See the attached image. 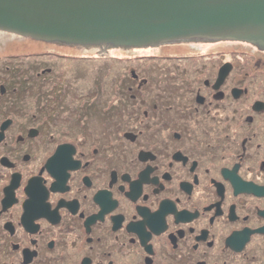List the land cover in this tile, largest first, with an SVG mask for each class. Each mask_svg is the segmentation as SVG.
Segmentation results:
<instances>
[{
  "label": "flooded vegetation",
  "instance_id": "flooded-vegetation-1",
  "mask_svg": "<svg viewBox=\"0 0 264 264\" xmlns=\"http://www.w3.org/2000/svg\"><path fill=\"white\" fill-rule=\"evenodd\" d=\"M245 43L119 73L88 55L73 78L1 52L0 264H264V51Z\"/></svg>",
  "mask_w": 264,
  "mask_h": 264
},
{
  "label": "water",
  "instance_id": "water-1",
  "mask_svg": "<svg viewBox=\"0 0 264 264\" xmlns=\"http://www.w3.org/2000/svg\"><path fill=\"white\" fill-rule=\"evenodd\" d=\"M0 30L85 46L236 40L264 51V0H0Z\"/></svg>",
  "mask_w": 264,
  "mask_h": 264
},
{
  "label": "rangeland",
  "instance_id": "rangeland-1",
  "mask_svg": "<svg viewBox=\"0 0 264 264\" xmlns=\"http://www.w3.org/2000/svg\"><path fill=\"white\" fill-rule=\"evenodd\" d=\"M247 43L243 41L236 40H220L214 42L207 41H196V42H185L179 41L174 43L161 44L156 46H145V47H133V48H124V47H111L107 45H79V44H68L58 41H47L35 39L32 37H16L15 34L10 32L0 30V53L4 52L7 54L10 53H19L23 54L21 56L29 55V58L25 62L29 63H46L54 68L55 71L65 72V77H80L75 68L76 65L78 68H84V71L91 67L89 61L85 60L84 57L88 55L103 56L102 59L94 60L95 63H100L108 61L114 67V71H118V67H126L129 69H139L141 68L140 64H154L158 62H169V60L160 59V55H176L178 54H197L209 51V50H220V51H230V48H240L247 47ZM93 48V49H92ZM101 48V50H97ZM20 50V51H19ZM232 51V50H231ZM213 52V51H209ZM43 54V55H41ZM231 54V52H230ZM210 55V54H209ZM18 56V55H17ZM108 56V57H107ZM28 57V56H27ZM192 58V60H181L180 67L185 68L188 72L183 75L184 80H190L191 74L190 70L194 67H200V64L206 57L200 56ZM217 60V59H214ZM246 61V59H241ZM252 59H249L251 62ZM117 66V67H116ZM247 67V65H244ZM254 69V67H251ZM110 71V67L106 69L107 72ZM119 73V71L117 72ZM105 74V77H107ZM55 76V75H54ZM98 78L103 77L101 73H98ZM104 77V78H105Z\"/></svg>",
  "mask_w": 264,
  "mask_h": 264
},
{
  "label": "trees",
  "instance_id": "trees-1",
  "mask_svg": "<svg viewBox=\"0 0 264 264\" xmlns=\"http://www.w3.org/2000/svg\"><path fill=\"white\" fill-rule=\"evenodd\" d=\"M107 47V46H106ZM174 58V57H173Z\"/></svg>",
  "mask_w": 264,
  "mask_h": 264
}]
</instances>
